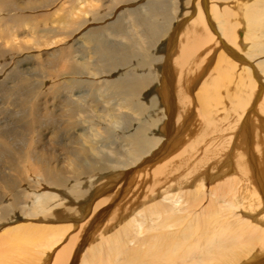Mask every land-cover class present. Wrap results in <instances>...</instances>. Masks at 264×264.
Instances as JSON below:
<instances>
[{
    "label": "bare ground",
    "instance_id": "obj_1",
    "mask_svg": "<svg viewBox=\"0 0 264 264\" xmlns=\"http://www.w3.org/2000/svg\"><path fill=\"white\" fill-rule=\"evenodd\" d=\"M22 1L0 0V96L16 94L12 116L23 120L4 127L0 158L15 156L33 129L20 106L31 91L19 83L13 68L42 48L38 42L22 43L33 40L40 17L35 22L22 16ZM85 1L54 3L56 10L44 21L52 32L36 41L49 46L67 40V61L75 45L80 48L83 40L94 42L97 55L107 61L112 93L124 99L119 100L122 106L142 115L150 112L152 120H141L130 134L126 132L125 166L122 162L118 169L111 167L113 171L94 167L88 178H67L60 169L46 171L51 189L36 193L31 221L22 213H11L21 200L23 183L18 182L22 179L3 182L2 188L7 189L0 187V198L8 202L2 213L12 215L6 222L0 220V264H264V82L259 80L264 59L254 62L264 55V0H237L236 11L223 2L225 6L218 7L215 0H192L193 8L186 7L187 12L174 22L166 0L126 2L135 4L129 12L137 14L135 22L146 27L147 40L156 39V51L166 40L161 55L154 46L148 52L154 66L147 64L146 56L133 63L135 56L124 43L114 46L104 39L101 24L115 17L117 9L97 18L99 14L87 11ZM144 3L150 16H162L161 22L137 10ZM209 13L217 17L223 38L214 55L215 51H200L201 43L215 38ZM121 24V20L115 25L109 22L108 28L120 32ZM23 68L29 70L30 65ZM147 97H151L150 106L143 102ZM50 102L63 110L57 101ZM4 109L2 105L0 114L6 115ZM154 125L157 135L151 130ZM57 128L39 124L47 138ZM161 148L167 151L160 154L165 162L161 159L162 164L150 169ZM35 177H30V183L37 181ZM205 188L209 200L215 192L223 204L207 200L199 207ZM176 202L187 204L181 207Z\"/></svg>",
    "mask_w": 264,
    "mask_h": 264
},
{
    "label": "rangeland",
    "instance_id": "obj_2",
    "mask_svg": "<svg viewBox=\"0 0 264 264\" xmlns=\"http://www.w3.org/2000/svg\"><path fill=\"white\" fill-rule=\"evenodd\" d=\"M23 1L21 2V12H20L22 16L26 15L25 17L27 18L32 17V19H34L35 22H37V19L35 20V17L41 18V20L40 18H38L39 19L38 24H37L38 26L36 27L35 31L31 34L33 37V40H23L22 43H23V46H27L28 44L33 43V42H34L33 44L39 43L38 48L39 46L42 48H39L37 50L36 52L37 54L36 53H35L36 55L34 54L35 55L34 58L32 59L26 58L20 61L19 63H17L16 65L14 64L15 67L13 68L18 74V77L20 79V80L18 79L19 83L21 81L23 86L28 85L27 88L29 87L31 91L30 94L26 97L25 104L21 103L20 106L24 108V111L26 113L25 121L28 124L33 126V129H32L33 132L31 131V133L27 134L26 138L22 141V144L20 145V147H22L21 149L23 151L19 149L18 153L12 158H9L6 156H3L0 158V185L6 180L22 179L21 182H18V183H23L20 186V189H22L21 200L16 206L17 208L15 207L14 209H12L11 213L12 214L22 213V216L23 215L27 216L26 219L30 218L29 220L31 221V218L33 219L34 216L30 215V211H32L34 201H36V197H35L36 193L43 192V191L44 192L50 191L51 189L50 185L47 184L45 180L44 174L48 173L46 171H54V170L60 169L61 172L63 171L62 173L65 174V176L67 175L66 176L67 178L72 177V176H78L80 178H85V177L88 178V174H89L88 172L94 169V167L96 170V169L103 168V166H106L108 168V171H113V168L111 167L117 166V169H118L120 168L119 166L122 165V162L125 163L124 164L125 166L127 164V161L125 160L126 159L125 155L129 150L128 149L129 146L127 144V139H126V137L129 135L127 134H130L136 128L137 123L140 122L141 120L145 122L146 121L149 122L152 120V118L150 117L151 114L148 111H145L144 112L145 115H142L141 113H138L137 111L131 109L130 107L127 108L126 106L121 105V102H119V100L120 101L123 100L124 102V99L120 95L116 94L115 92L112 93L111 91L112 89L109 87V81L107 77L108 73L105 70L107 61L103 60V58L101 59L97 55L98 53L95 48L94 42H90L88 40L85 41L82 39L83 43L85 44H82V41H81L80 48L76 47L75 45L74 46L75 52L68 55L69 59L67 61L66 60L67 48L65 44L67 40L65 42L62 41V42L56 43L59 45V47L58 45H55V44L54 45L52 44L49 46H43L44 43L42 41L41 42L36 41L38 37L42 39L43 37L46 38L45 37L46 35L51 34L52 31L50 30L52 29L50 28L49 30L48 29L49 26H46V24H44V21L49 20V16L51 15L52 11L56 10V6L59 5L60 3L59 0H46V1L45 0L44 1L43 0H23ZM86 1L85 2L87 4L85 6H86L87 11L95 15L99 14L98 16H96L97 18L103 17V16L106 17V15L108 16L109 13H111L112 11L116 9L118 11V12L116 11L115 17L114 15L111 17H108L107 19L108 21L105 20V22H102L101 24V25H104V27H102V30H103V36L106 42L112 43L113 45L116 44L114 46L125 44L124 46L127 47L132 52V54H134L135 56L132 58L133 63H136L137 61L139 62L144 56H146V59H148L147 61H150L147 64L154 66L155 63L152 62V58L149 56V54H151L150 50H152L154 46L153 50H155V52H157L158 55H161L163 53V46L166 40L163 41L162 44L159 45V50H158L159 53H158L154 45L156 39L153 38V39L147 40L146 35H144L145 34L144 32H146V27L144 25L141 26L139 25V23L135 22L134 19L138 18L137 14L129 12V8L132 7L133 5L135 6V4H132L131 6L130 3L132 2V0H128V1L121 0V1H124L125 7L122 4L123 2H121L120 0L119 1L118 0H103L104 2L101 0H86ZM89 1L90 3L88 4ZM100 1L103 4V5L101 4L102 6L99 3ZM145 1L150 2V0H145ZM153 1L155 3L156 0H153ZM166 1L171 7L170 16H172L173 22L174 20L175 21L179 20L182 17L181 12L182 13L183 11L187 12L186 7H188L187 9L193 8L192 0H166ZM231 1L232 0H215V3L217 5L219 4L218 7H223L227 5L230 8L235 10V5H236L235 3L237 2V0L236 1L233 0L234 2H231ZM50 2L52 5L50 4ZM119 2L122 5H120ZM126 2L127 3L130 2V3L127 5ZM54 3L56 6L54 5ZM231 3L232 4L234 3L233 6ZM141 6L137 10L140 11L142 15H144L145 17L148 16L147 19H150L152 21L161 22V19H162L161 15L150 16L149 12L146 10V7H145L146 4L144 3ZM152 7H154V5ZM43 8H46V9L43 10ZM36 10H38L39 13ZM28 11H29V16H28ZM211 14L212 13L207 14L208 16L207 18H209L207 20H208V24H209V27L211 28L213 36L215 35L214 36L215 38L214 40H211L210 38L206 40L205 42L201 43L202 46L200 45V47L202 48L201 50L200 49L199 50L202 53H205L208 50H211V52L215 51L214 53H212L214 55L219 51L218 50L219 49L218 40H220L219 42H221L223 38H221V35L219 34V31L217 29L218 19L217 17L213 18V15L212 17H210ZM211 18H213L214 20ZM120 20L122 21V24H121L122 27L120 28L121 33L118 31L115 32L114 29L112 30L111 28H108L109 22L111 25H115ZM209 20L212 21L213 23L210 24L211 22ZM39 25L40 27H43V28H40ZM91 25L92 24H90V26ZM87 28L85 29L86 31H88ZM131 33H134V34H131ZM178 35L179 34H177L176 36ZM239 37H241V35H239ZM144 39H146L147 42H145ZM209 43L212 45H210ZM246 44L248 43L246 42ZM213 45H215V47L217 48L216 49L213 48L214 47ZM202 53L200 54L199 52V55L202 56ZM98 59H101L100 61L102 62H100ZM257 59L258 60L264 59V55H258L256 59H254V62ZM34 60L37 62H35ZM26 63L30 65L29 70L28 69L26 70L25 68H23L24 66L27 65ZM71 67L72 68L74 67V70L72 72H71V69H72ZM74 72L76 73L74 74ZM71 73L72 75H69ZM193 74L194 73H192V75ZM259 75H260L259 80L264 82V74L263 73L261 74L260 72ZM7 95L8 94H4L0 96V107L3 105V108H5L4 113L6 114V115L2 113L0 114V136H6V133L4 131V127L6 125L15 124V122L19 120L17 119V117L12 116L13 108H15L14 101H15L16 94L13 96L11 95L7 96ZM107 96L110 98L107 99ZM151 97L143 98V102L145 103L146 106H150ZM48 99H51L49 100V103L47 102ZM115 99L118 103L115 102ZM4 100L5 102L3 103ZM50 101H53V102L57 101L61 109L63 110L59 111L55 109L52 106V103ZM151 110L152 109H149V111ZM159 112L158 114L154 113V116H155L154 124L157 121L156 117L157 115H159ZM114 117H117V118H114ZM38 119L42 121L39 124H42L43 126H49V127L51 126L53 128L54 126L58 125L59 128H57V130L53 132L50 137L47 138L46 136H43L41 134L42 131H39V124L37 122ZM19 121H23V120H19ZM255 125H257L258 127L260 124L255 123ZM155 128L156 126L154 125L151 128V130L154 135H157L156 134L157 128L156 129ZM1 129L3 132L1 131ZM126 132L128 133L126 134ZM158 152H159V156H157L158 155L157 154L155 155V158L153 157L155 160L151 163L152 165L150 169L152 167H155L156 165L162 164L161 159L163 158L161 155L165 154L167 151L163 152L161 148L159 149ZM16 156H18L17 159L15 158ZM157 159L160 160V161L159 160L157 161L158 163H156ZM103 160L105 162H103ZM163 162H165L164 159H163ZM206 162L208 163L209 161H206ZM15 163L18 165L17 168L15 167L16 166ZM129 165L130 164H128L127 166ZM96 166H99V167H96ZM206 167L207 166H204V168ZM117 169L115 170L116 172H118ZM200 169L203 170V168H200ZM4 173L5 174L7 173V174L5 175ZM233 173L235 172L232 171V174ZM83 174H85L86 176H84ZM33 176H36L35 178H38V179L37 181L35 182L33 181V183H30V177H33ZM90 176H91V173L89 174V177ZM40 183L41 184L43 183V185H41ZM2 185L0 186L1 188H2ZM191 185L193 186V184ZM2 189L4 190L7 188L4 187ZM208 191L209 190L205 188L204 194L202 193L203 195L201 196V198H203L204 196L206 199L205 198L201 199L203 203L201 204L198 203V206L200 205L199 207L204 206L202 204L206 205L208 201L210 203V200L211 201L216 200L218 204L219 203L223 204V199L221 198L222 201L221 200L218 201L220 197H217L215 192H214L215 195L211 193L209 194L210 198H212L209 200L208 193H207ZM7 192L9 191L7 190ZM201 200L199 202H201ZM7 202L8 200L5 197L0 198V207H1L0 208V220L2 219L3 222H6L8 218H10L12 215L11 213H9V214H6V216H4V214L2 213V207H4V205H7ZM115 202L116 201H114V203ZM177 204L178 205L181 204V207H182V205L184 206L187 203L178 202ZM99 224L100 225L98 226V228L102 226L101 222ZM89 238L91 239L92 237H89Z\"/></svg>",
    "mask_w": 264,
    "mask_h": 264
}]
</instances>
